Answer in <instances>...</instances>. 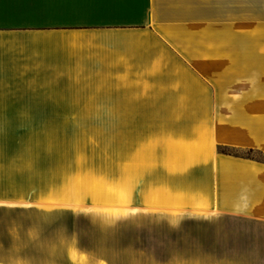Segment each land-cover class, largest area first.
Listing matches in <instances>:
<instances>
[{
	"label": "crops",
	"instance_id": "obj_1",
	"mask_svg": "<svg viewBox=\"0 0 264 264\" xmlns=\"http://www.w3.org/2000/svg\"><path fill=\"white\" fill-rule=\"evenodd\" d=\"M7 120L119 121L145 134L112 177L127 195L71 214L145 218L146 229L118 230L197 250L151 263L264 264V163L219 151L264 154V0H0ZM24 194L1 193L0 208ZM71 236L90 254L74 226ZM4 238L0 264H14ZM140 238L118 252H141Z\"/></svg>",
	"mask_w": 264,
	"mask_h": 264
},
{
	"label": "rangeland",
	"instance_id": "obj_2",
	"mask_svg": "<svg viewBox=\"0 0 264 264\" xmlns=\"http://www.w3.org/2000/svg\"><path fill=\"white\" fill-rule=\"evenodd\" d=\"M118 122L0 121V194L29 195L26 201L21 196L18 204L0 208V237L11 242L14 264H156L151 259L196 255V248L182 252L180 243L173 240L170 246L160 245L156 237L163 232L142 231L141 238H134L139 233L118 230L124 223L142 224L146 229L150 222L145 218L131 217L126 222L116 214L95 213L88 219L71 214V208L81 205H116L117 195H127L125 185L112 179L117 161L127 159L124 149L143 142L146 135L119 131ZM219 151L264 163V154L258 150L220 147ZM103 174L111 178L109 182ZM39 194L46 197L37 198ZM73 226L88 243L90 254L76 251ZM138 238L141 252L132 248L118 252L117 243Z\"/></svg>",
	"mask_w": 264,
	"mask_h": 264
},
{
	"label": "trees",
	"instance_id": "obj_3",
	"mask_svg": "<svg viewBox=\"0 0 264 264\" xmlns=\"http://www.w3.org/2000/svg\"><path fill=\"white\" fill-rule=\"evenodd\" d=\"M249 151H253V149H250Z\"/></svg>",
	"mask_w": 264,
	"mask_h": 264
}]
</instances>
